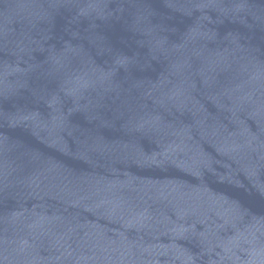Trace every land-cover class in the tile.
Returning <instances> with one entry per match:
<instances>
[{
    "label": "water",
    "instance_id": "1",
    "mask_svg": "<svg viewBox=\"0 0 264 264\" xmlns=\"http://www.w3.org/2000/svg\"><path fill=\"white\" fill-rule=\"evenodd\" d=\"M264 126V0H0V264H85Z\"/></svg>",
    "mask_w": 264,
    "mask_h": 264
}]
</instances>
